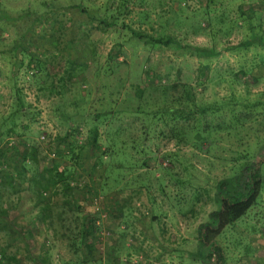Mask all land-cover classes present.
<instances>
[{
    "label": "rangeland",
    "instance_id": "374dc122",
    "mask_svg": "<svg viewBox=\"0 0 264 264\" xmlns=\"http://www.w3.org/2000/svg\"><path fill=\"white\" fill-rule=\"evenodd\" d=\"M242 157L259 193L216 241L225 264H264V0H0V264H205L199 230Z\"/></svg>",
    "mask_w": 264,
    "mask_h": 264
},
{
    "label": "trees",
    "instance_id": "16d2710c",
    "mask_svg": "<svg viewBox=\"0 0 264 264\" xmlns=\"http://www.w3.org/2000/svg\"><path fill=\"white\" fill-rule=\"evenodd\" d=\"M75 6H77L81 11L88 14V11H86V7H84V5L76 4ZM88 16L93 18L95 17V14L91 13ZM99 19L100 21L104 22L106 25H112L114 23L112 22L113 21L112 18L99 17ZM130 31L132 32V35H135L138 39H141L144 43L147 44H152V45L163 44L174 47L189 46L188 43L180 42L174 34L173 35L163 34V33L152 34L145 30L135 29V28H130ZM258 37L259 36L255 32H252L250 39L256 40ZM195 49L199 54H205V55H216L220 52V50L207 45L195 46ZM175 101L178 102V99H175ZM228 102H229L228 100H225L223 103H228ZM23 107H24V103L20 99L17 109L22 110ZM174 107H175L174 111L178 110L179 115L175 113H171L173 115L172 117L173 119H176L177 116H181L184 118V116H188L187 114L192 112V108L191 107L188 108L183 103H179V105L177 104ZM200 107L201 110L203 111L208 109L207 105L197 106V108ZM165 110L168 112L172 111V107L169 106ZM113 111L115 110H109V111L105 110L103 112H97L94 115V118L99 119L102 116L112 114ZM187 111L189 112L186 113ZM248 113H249L248 111L245 113H240L238 111L233 110L227 127L236 128L240 126L243 128V123H245L244 120L249 118ZM154 115H156L155 112ZM208 127L209 126L207 125H203L202 128L201 126L197 127L200 128V130H197V132H201L203 130L209 131L210 129H208ZM249 127L251 128L248 129H254L256 132L257 129L256 126H249ZM97 137H98V128L94 126L93 132L90 133L89 136V138L91 139L90 144L92 147L96 146ZM72 142L73 141L67 142V146L69 147V151L71 152L73 157L76 158L78 152L81 150L83 145L80 144L78 148H76ZM25 158L26 159L24 161V166L26 169L29 168L35 169L37 167L38 158H37L36 146L31 145L29 147V149L25 153ZM243 159L244 160L240 165V169L237 172H235L233 175H230L229 177L221 178L217 182L219 187L215 195H216V199L218 200L219 206L216 209L210 211L209 213L210 220L204 222L199 230V236H200L199 238L202 244L206 247L204 248V253L201 256L205 264H225V258L222 252V248L216 241V238L218 234L221 232V230L227 224L234 222L236 219L246 214V211L254 204V202L257 199L261 185V179H262L261 176L259 175L260 171L258 168L261 160L252 162L249 159L246 158ZM46 169L47 167L43 166V170ZM49 178H50L49 176L44 177V179L48 184L51 183ZM44 187H46L45 184ZM63 188L65 193H67V191H69L72 188V186L70 182L67 181L64 184ZM44 205L42 206L43 209H44Z\"/></svg>",
    "mask_w": 264,
    "mask_h": 264
}]
</instances>
